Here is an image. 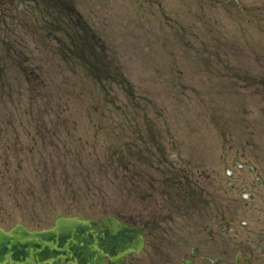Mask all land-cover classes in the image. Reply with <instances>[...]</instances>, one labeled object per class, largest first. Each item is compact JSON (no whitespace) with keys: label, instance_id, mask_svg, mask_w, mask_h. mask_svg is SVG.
Masks as SVG:
<instances>
[{"label":"rangeland","instance_id":"374dc122","mask_svg":"<svg viewBox=\"0 0 264 264\" xmlns=\"http://www.w3.org/2000/svg\"><path fill=\"white\" fill-rule=\"evenodd\" d=\"M68 1L101 41L88 58L129 85L78 55L66 66L25 30L22 69L0 89V227L75 213L144 221L166 184L173 206H189L195 181L229 209L233 253L259 238L264 0ZM174 250L151 242L127 264H179Z\"/></svg>","mask_w":264,"mask_h":264},{"label":"flooded vegetation","instance_id":"af4514ba","mask_svg":"<svg viewBox=\"0 0 264 264\" xmlns=\"http://www.w3.org/2000/svg\"><path fill=\"white\" fill-rule=\"evenodd\" d=\"M25 30L35 46H43L54 56H64L68 67L71 64L66 61L72 55L87 58L97 54L98 39L68 0H0V89L9 87L10 68L22 69L24 46L28 45ZM90 43L95 47H88ZM170 174H174V180L181 179L177 172ZM172 187L166 184L157 207L144 210V221L128 220L143 227L147 247L151 242H160L163 248H175L170 257L183 254L181 264L191 258L192 252L195 257L191 264H264V219L258 226L259 238L244 241L233 253L229 209L215 207L210 194L201 193L195 183L192 193L185 197L189 206H173ZM260 212L264 213V201ZM184 227L190 229L187 235L193 240L188 253L181 251Z\"/></svg>","mask_w":264,"mask_h":264},{"label":"water","instance_id":"95a60500","mask_svg":"<svg viewBox=\"0 0 264 264\" xmlns=\"http://www.w3.org/2000/svg\"><path fill=\"white\" fill-rule=\"evenodd\" d=\"M143 245L142 229L115 216H58L48 229L0 228V264H124Z\"/></svg>","mask_w":264,"mask_h":264}]
</instances>
